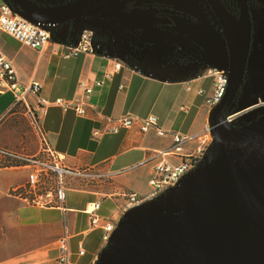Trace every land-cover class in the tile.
<instances>
[{
  "label": "crops",
  "instance_id": "1",
  "mask_svg": "<svg viewBox=\"0 0 264 264\" xmlns=\"http://www.w3.org/2000/svg\"><path fill=\"white\" fill-rule=\"evenodd\" d=\"M2 3L0 0V6ZM0 51L13 62L19 81L39 83L41 96L48 100L63 98L78 103L82 100L79 81H102L92 95L94 109L84 117L59 107L40 112L33 97L27 105H15L13 95L0 86V146L31 155L49 146L69 165L99 166L108 174L101 185L70 189L63 211L27 205L11 192L26 189L29 170L22 165L0 167V264H57L58 240L65 231L71 236L73 261L98 264L109 244L104 239L106 231L92 227L90 204H101V225L118 226L126 217L127 194L148 196L158 165H179L196 152L198 141L184 145L180 154H165L173 145L172 133L205 135L212 79L162 77L161 67L153 70L155 75H145L136 71L137 65L114 73L112 61L91 54L63 59L66 49L62 47L58 54L52 44L36 50L1 29ZM109 73L113 77L108 78ZM202 89L204 95L199 94ZM148 115L157 116L160 127L169 133L160 136L155 130L141 133L137 128L109 132L123 116ZM52 183L45 181L46 186ZM81 249L84 255L79 254Z\"/></svg>",
  "mask_w": 264,
  "mask_h": 264
},
{
  "label": "water",
  "instance_id": "2",
  "mask_svg": "<svg viewBox=\"0 0 264 264\" xmlns=\"http://www.w3.org/2000/svg\"><path fill=\"white\" fill-rule=\"evenodd\" d=\"M229 52L225 95L210 112L213 138L208 162L175 191L132 210L114 233L98 264H264V114L241 126L226 122L239 93L252 41L248 0L238 14L221 0H207ZM29 21L59 25L93 13L143 29L145 44H178L192 51L188 36L155 29L151 14L134 13L121 0H73L42 5L13 0Z\"/></svg>",
  "mask_w": 264,
  "mask_h": 264
},
{
  "label": "built area",
  "instance_id": "3",
  "mask_svg": "<svg viewBox=\"0 0 264 264\" xmlns=\"http://www.w3.org/2000/svg\"><path fill=\"white\" fill-rule=\"evenodd\" d=\"M81 25H76L75 29H70L67 25H39L26 19L11 0H3L0 6V29L10 35L21 44L36 50H43L49 44L54 46L55 52L59 53V48L66 49L62 54L63 59L79 57L83 54L96 55L114 65V73L120 72L128 62L137 60L136 71L140 74L155 75V71L149 70L142 63V58L135 52V39L129 33L116 30L110 35L103 29L99 32L91 30H80ZM116 37L118 44L116 52L111 53L106 45V40ZM199 67L193 71L186 72V76L181 78L189 79H212V95L207 97L206 104L212 109L225 95L228 84V57L223 43L218 45L216 53L208 55V59L201 60ZM195 66V65H194ZM192 74V75H191ZM113 77V73L107 75ZM102 85V81L81 80L78 88L82 93V100L74 103L63 98L48 100L41 96L42 86L32 82L28 85L21 83L13 62L0 51V86L6 88L14 97L15 105H27L30 97L36 101V106L40 112L47 113L51 107H59L63 111L73 110L77 115L84 117L89 109H94L92 95L96 87ZM204 95L205 91H199ZM98 117L99 111L95 108ZM243 111H238L226 116V122L232 126H241L245 123L240 122ZM254 117L249 115L248 122L253 121ZM116 125L109 129V132L118 133L120 129L137 128L141 133L155 130L160 136H165L169 132L163 130L159 125V119L155 115L146 117L123 116L116 121ZM236 124V125H235ZM173 145L165 151V154H180L184 145L198 141L199 146L196 152L187 156L179 165L168 163L160 164L155 169V174L150 180L151 193L142 197L135 193L127 194V206L124 209V216H127L137 207L164 197L168 192L177 190L192 171L202 168L209 160L212 145V135L210 127L206 129L205 135H184L172 133ZM207 142V143H206ZM206 143V146L201 145ZM158 153H155L157 155ZM154 157H149L147 161ZM0 160H9L18 165H22L29 170L28 183L25 190L15 189L11 193L22 199L31 207L44 208L56 207L65 210L67 194L75 186L101 185L108 174L99 166L79 167L69 165L65 162L63 155L58 154L49 146H44L43 150L31 155L23 150H14L0 146ZM51 180V186H46L45 181ZM101 204L94 202L90 204L88 214L91 218L92 227H101L106 231L104 239L109 244L114 233L120 227L107 223L101 225L99 210ZM70 234L65 231L64 235L58 240L57 264H77L73 261V253L70 247ZM81 249L79 254L84 255Z\"/></svg>",
  "mask_w": 264,
  "mask_h": 264
},
{
  "label": "flooded vegetation",
  "instance_id": "4",
  "mask_svg": "<svg viewBox=\"0 0 264 264\" xmlns=\"http://www.w3.org/2000/svg\"><path fill=\"white\" fill-rule=\"evenodd\" d=\"M11 1L13 3V0ZM33 1L42 5H60L73 0H50L49 3L43 0L41 1L33 0ZM121 1L125 3L126 9L131 13H134L136 10H144L147 13L151 14V19L153 20V24H152L153 28L170 31L173 33L190 37L195 45L192 51L186 50L183 47L179 46L178 44H173V43H169V44H173L174 46L178 47L181 51H183V53H186L188 56L195 55L197 57H201L199 61L208 59V57L204 58L205 55L202 52V48L206 50V47H204L205 43L208 45L209 51H210L209 46L212 44V49L210 51V53L212 52V54L216 53V50L218 49V45L220 43H223L228 57V68H229V55H228L229 52H228V44L226 41V37L217 16L209 6L207 0H121ZM221 2L230 12H232L235 15L238 14L237 0H221ZM248 4L252 19V41H253V36H254L253 13L255 10L264 9V6L261 5V4L264 5V0H248ZM201 17H203L204 20H209V22L207 23V27L210 28V32L214 31L217 28V33L215 34L216 40L210 42V44L203 41L200 42L198 39V36H205L203 35V33L205 31V28H207L204 24L200 23ZM90 19H92L91 21L92 23L89 24L86 21ZM64 25H67L72 30L75 29L76 25H81L79 27L80 30H91L94 32H99V29H103L107 33V35L112 34L116 30H120L129 33L131 37L135 39L134 46H138L136 44L137 41L138 44L142 43L143 46H148V47L157 46V45L145 44L141 41V35L143 32L142 28L133 27L132 30H128L121 23L113 19L106 18L105 16L101 15L97 10H95L93 13L89 15L73 19L71 21H68L64 24H59L57 26H64ZM252 41H251V49L248 58L246 72L239 93L233 103L235 105L234 107L239 105L238 104L239 99L242 100L244 99L242 93L244 92V88L247 86L248 84L247 82L249 81L250 78V74H248V65L251 58ZM159 45H164V44H159ZM138 48L139 47H137L136 49ZM209 51L206 50L208 55H210ZM227 75H228V71H227ZM263 105L264 102L250 107L248 109L251 110L250 114H245L244 111L241 112L242 119L240 120V122L247 124L249 115H252V117H254V120L260 117L262 114H264ZM236 112L238 111H234L229 114L226 113V116L232 115Z\"/></svg>",
  "mask_w": 264,
  "mask_h": 264
},
{
  "label": "rangeland",
  "instance_id": "5",
  "mask_svg": "<svg viewBox=\"0 0 264 264\" xmlns=\"http://www.w3.org/2000/svg\"><path fill=\"white\" fill-rule=\"evenodd\" d=\"M43 1H47L48 3L50 2V0ZM261 5L264 6L263 4ZM91 21L92 19L86 22L90 24L92 23ZM201 21L200 23L204 24L207 27V23L209 22V20H204V18L201 17ZM253 22L254 36L252 41L251 58L248 65V74H250V78L247 82V86L244 88V92L242 93L244 99L238 100L239 105H237L235 109V111H244L245 114H250L251 110L248 109L253 105L264 102V9L254 11ZM216 33L217 28L214 31L210 32V28L207 27L205 28V31L203 33V35L205 36H198V39L200 42L203 41L210 44V42L216 40ZM117 44L118 41L116 37H111L110 39L106 40V45L111 53L116 52ZM136 44L138 45L136 46V48H139L135 50V52L138 53L139 57L142 58V63L145 65V67L149 70H155L161 67L163 69V73H161L162 77L170 76L180 78L182 75L186 76L187 70L193 71L197 67H199V63H201L199 61L201 57H197L192 54V56H188L173 44H164L149 47L143 46L142 43L138 44V41L136 42ZM204 47H206V50L209 51L208 45L206 43ZM209 49L211 51L212 44L209 46ZM206 50L202 48V52L205 55L204 58L208 57ZM210 51L209 54H211L212 56L213 54L212 52L210 53ZM136 64L137 61L134 60L128 62L126 66L134 68ZM21 108L23 107H18V109ZM206 143H202L201 145L206 146Z\"/></svg>",
  "mask_w": 264,
  "mask_h": 264
},
{
  "label": "trees",
  "instance_id": "6",
  "mask_svg": "<svg viewBox=\"0 0 264 264\" xmlns=\"http://www.w3.org/2000/svg\"><path fill=\"white\" fill-rule=\"evenodd\" d=\"M235 105H232V109H230V111L227 112V114L232 113L235 111L236 107H234ZM18 165L17 163H14L12 161L9 160H0V167H7V166H16Z\"/></svg>",
  "mask_w": 264,
  "mask_h": 264
}]
</instances>
